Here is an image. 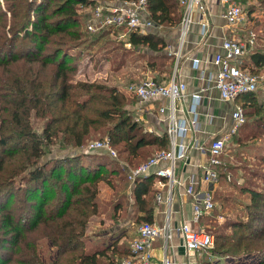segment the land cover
<instances>
[{
	"label": "trees",
	"instance_id": "obj_1",
	"mask_svg": "<svg viewBox=\"0 0 264 264\" xmlns=\"http://www.w3.org/2000/svg\"><path fill=\"white\" fill-rule=\"evenodd\" d=\"M81 1L35 0L37 6L33 7L34 0H6V8H0V59L3 55L11 56L0 60V64L9 66L23 59L41 65L38 71L30 67L22 75L0 76L3 103L0 110L4 112L0 121V264H108L129 256L127 243H119L120 237L111 236L105 244L85 234L91 216L99 210L98 181L115 189L119 187L117 190L122 195L128 180L125 164L135 160L140 163L149 152L169 148L166 134L158 135L142 128L127 109L124 92L99 82L73 84L66 49L60 46L44 51L57 33L82 35L85 15L79 10ZM148 12L157 25H179L184 7L181 0H148ZM125 35V45L147 46L154 56L161 54L163 60L172 59L164 51L165 39L157 32L129 30ZM20 37L31 44L24 54L16 52ZM145 60L153 68L165 64L161 73L171 70V65L166 63ZM49 65L53 67L47 79H42V74L47 76ZM242 65L258 74V69L264 67V52L250 48ZM256 91L239 95L237 101L244 109L250 104L255 115L263 114L261 119L256 118L258 126L264 127V107L253 106ZM33 112L45 119L41 134L32 126ZM245 114L247 118L246 111ZM249 124L246 119L234 136L243 127L248 130ZM95 134H108L117 157L104 151H84L73 157L41 158L44 142L54 141L59 135L64 146L74 149L85 145ZM109 166L115 167L109 173L120 175L119 179L113 181L110 177V181L109 173L103 175ZM17 177L21 182L18 183ZM154 178V175L138 177L132 185L135 201L144 211L139 222L152 221ZM116 181L121 183L117 185ZM261 188L260 185V189H250L244 218L227 222L215 235L219 246H227L240 255V262L234 264H264V248L249 251L254 240L264 241ZM40 242L44 243V252L40 251ZM5 249L11 250L13 258L3 256Z\"/></svg>",
	"mask_w": 264,
	"mask_h": 264
},
{
	"label": "built area",
	"instance_id": "obj_2",
	"mask_svg": "<svg viewBox=\"0 0 264 264\" xmlns=\"http://www.w3.org/2000/svg\"><path fill=\"white\" fill-rule=\"evenodd\" d=\"M224 5V16L229 28L234 29L232 35L225 37L222 43V51L214 55V62L217 65V71L214 76L215 85L220 90L223 99H236L243 93L258 90L261 82L259 74L244 68L243 57L249 53L250 46L254 42V34L248 29L246 21V11L240 0H220ZM184 7V14L180 23L181 37L180 43L183 42L185 35L192 22V11L195 7L201 12L200 22L203 31L208 27L207 20H204L205 0H181ZM87 7V10L85 9ZM79 10L85 16L87 30L91 33L102 31L123 32L129 30H140L142 32L151 31L156 28L157 24L151 19L148 12V0H82L79 4ZM240 32V33H238ZM244 32L245 34H241ZM177 58L180 50L174 52ZM172 55V53H171ZM198 63L199 58L194 59ZM202 70L201 77H204ZM187 85L178 76V65L167 79H162L154 73L146 74L142 79L136 81L130 86V90L136 95L139 102L145 103L159 96L169 99V125L168 134L171 140V146L168 149L155 151L147 160L140 162L135 166H129L127 178L130 183H134L138 177L154 174L155 176L167 178L171 184L178 181L176 179L175 169L177 160L186 157L188 149L192 145L199 146L197 141L192 144L181 142L179 146L176 142L177 135L185 133L197 122V105L201 97V90L192 92L193 101L189 110L193 113L191 124L188 125L185 119H177L176 111L178 104L184 100L187 94ZM159 109L164 111V106ZM246 114L242 104H236L232 111V122L229 131L223 135L214 136L208 145V158L203 166V181L207 188L203 191L197 189L195 179H191L187 184V192L193 195V215L194 221H199L212 213L216 207L214 191L219 185L220 171L222 166V155L226 147L246 122ZM83 151L94 152L104 151L112 157H117L118 153L113 146L109 136L89 140L82 146ZM161 198V195L158 194ZM167 236L169 225L164 226ZM163 227L157 226L152 222H141L136 229V235L131 240L129 256L122 257L119 260L112 261L108 264H149L153 257V247L155 239L161 235ZM179 231L183 236L184 247L189 251L201 252L211 248L215 244V234L204 228L195 229L188 221H184ZM161 264H179L172 256L164 255Z\"/></svg>",
	"mask_w": 264,
	"mask_h": 264
},
{
	"label": "rangeland",
	"instance_id": "obj_3",
	"mask_svg": "<svg viewBox=\"0 0 264 264\" xmlns=\"http://www.w3.org/2000/svg\"><path fill=\"white\" fill-rule=\"evenodd\" d=\"M40 1L41 0H38V2ZM240 1L246 11V21L248 24L246 33L250 29L255 37L250 48L254 51L264 52V1ZM36 6L34 0L33 7ZM0 8H6V0H0ZM85 9L87 10V7H85ZM32 13L33 15H36L35 10H33ZM86 19L87 14L84 17V31L82 35L80 34L77 37H72L67 34L64 35L57 33L52 37L54 42L50 40V43L45 46L44 51H48V48L54 49L60 46L64 51L66 49L69 58L68 65L72 69L71 72L69 71L72 83L76 84L79 81H88L117 87L126 94V107L133 113L136 119V95L130 90V86L133 83H136V81L142 79L148 74V71H151L156 75H169L172 72L174 64L170 59L163 60L161 54L158 55L159 53L155 54L158 56H154V52L147 46H139L136 48V46L130 47L129 43L125 45L124 42L127 40L126 35L123 32L118 33L108 31L105 34L99 35L97 33H91L87 30ZM152 30L160 33L157 28H153ZM28 44V40H24L20 37L17 41L16 52L24 54ZM9 58H11V56L6 57V55H3L0 60ZM147 58L155 60L157 63H166L168 66L171 65L170 72L166 71L161 73L165 64L163 66L161 65V67L157 65L155 68L149 66L145 60ZM57 59H59V56ZM30 67L36 71L41 69L39 62L30 63L23 59L10 63L9 66L0 64V76H13L15 74L22 75L23 71ZM52 67V65H49L46 68L47 76L44 77L42 74V79H47ZM258 74L261 77V82L258 90L255 92L256 99L253 100L255 103L253 106L257 107L260 105L264 107V67L258 69ZM2 104L3 103L0 102V107ZM244 111H246L247 120L248 123H250L249 128L247 130L243 127L242 131L229 141L226 151L222 155L223 166L219 168L221 174L219 185L214 191L216 207L206 219H203L201 224L205 230L211 231L215 235L220 232L221 228L227 222L238 219L242 220L244 218L248 211L245 206L250 200V189H260L261 185V190L264 191V127L258 126L259 122L257 121V118L261 119L263 114L255 115L252 113L253 107L250 104H246ZM3 114L4 112L0 110V121ZM30 120L32 126L41 134L43 132L45 119L33 112ZM107 136L108 134H95L88 140ZM240 137L241 141H238ZM43 149L44 154L41 158L47 160L62 158L65 156L73 157L74 155L82 154L84 152L82 147L72 149L64 146L61 135H59L54 141L51 139L47 143L44 142ZM151 154L152 153L149 152V154L140 161L147 159ZM138 162L135 160L133 163L129 162V164L134 166L139 164ZM116 165L117 164H114V166ZM114 166H109V169L107 172L104 171L103 175H107L111 169L115 168ZM112 171H115V169ZM63 173L66 175L65 171ZM258 173L259 175L256 176L255 174ZM108 177L110 181L111 179L115 181V179H119L120 175L116 176L109 173ZM17 179L18 183L19 181L21 182L20 177H17ZM115 183L119 185L121 181H116ZM258 183H260V185ZM98 185L100 186L97 197L99 210L96 214L91 216L88 222L87 232L85 233L86 236L90 237H92L93 232H96L99 229H104L108 227L110 223H113L112 221H109V219H111L109 205H112L113 202L121 196V193L117 190L120 189L119 187H116L117 189H115L109 183H104V181H98ZM123 201L124 209L129 206L131 207V203H126L125 200ZM216 239L217 236L213 247L198 252L197 258L199 263L197 264L239 263L240 258L238 256L240 255H237L234 251L228 249L227 246H219ZM40 243V251L44 252V243ZM258 248H264V241L254 240L251 247H249V251H253L251 249H254L255 251L259 250ZM243 250L244 249H242V251ZM4 251V257L9 256V259L13 258L10 249H5ZM69 258L70 256L68 259Z\"/></svg>",
	"mask_w": 264,
	"mask_h": 264
},
{
	"label": "crops",
	"instance_id": "obj_4",
	"mask_svg": "<svg viewBox=\"0 0 264 264\" xmlns=\"http://www.w3.org/2000/svg\"><path fill=\"white\" fill-rule=\"evenodd\" d=\"M224 8L225 5L220 0H205L203 18L207 20L208 27L205 32H202L201 12L195 7L192 11V22L181 43L180 24L156 26L160 32L158 34L166 41L164 51L172 58L174 64L172 72L177 64L178 76L187 85V94L177 107V119H185L188 125L191 124L193 113L188 110L193 101L192 92L201 90V97L197 105V122L185 135L184 133L177 135V145L179 146L181 142L192 144L197 141L198 145H203L204 148L201 149L199 146L192 145L188 149L187 156L177 160L175 174L178 181L173 182V184L165 177L152 174L155 177L153 187L156 192L153 196V218L150 222L163 227V230L154 241L153 257L149 264H161L162 258L166 254L176 259L179 264L199 263L198 252L189 251L184 247L183 236L179 228L184 221H188L195 229L203 228L201 224L205 217L199 221L192 219L194 197L187 192V184L191 179H195L197 189L203 191L207 188V184L203 181V166L208 158L209 141L214 136L223 135L229 131L232 111L238 103L237 98L234 100L223 99L213 79L217 71L214 55L216 52L222 51V43L225 37L234 32V29L229 28L226 24ZM241 34L245 33L242 32ZM179 50L180 54L177 58L174 52H179ZM195 58H199L198 63L195 62ZM202 70L205 71L204 77H201ZM147 73L153 72L148 71ZM171 73L166 76L158 74L156 76L167 79ZM169 104V99L164 96H159L145 103L139 102L136 97V120L145 131L158 135L166 134L169 138L167 130L170 113ZM161 105L164 106V111L159 109ZM170 146L171 140L169 138ZM129 166L131 165L125 164L126 172ZM132 185L127 180L121 197L109 205L111 211L109 221L113 223L96 231L97 234L93 232L91 237L93 241L107 244L111 236L120 237L119 243L126 242L129 253H131L130 243L136 235L138 224L141 223L138 218L144 214L138 202L135 201ZM158 194L161 195V198L158 197ZM122 199L126 203H131V207L124 209ZM166 224L169 225L170 236L165 233L164 226Z\"/></svg>",
	"mask_w": 264,
	"mask_h": 264
}]
</instances>
